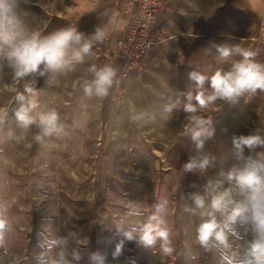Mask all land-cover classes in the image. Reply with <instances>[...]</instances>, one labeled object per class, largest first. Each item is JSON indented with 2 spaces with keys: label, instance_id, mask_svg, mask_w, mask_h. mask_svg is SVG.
I'll return each mask as SVG.
<instances>
[{
  "label": "rangeland",
  "instance_id": "374dc122",
  "mask_svg": "<svg viewBox=\"0 0 264 264\" xmlns=\"http://www.w3.org/2000/svg\"><path fill=\"white\" fill-rule=\"evenodd\" d=\"M63 3L19 0L18 11L29 28L38 31L54 13H60ZM93 65L89 62L85 70L79 64L70 72L50 73L35 83L13 81L7 67L0 72V109L9 112L5 129L16 133L14 139L6 132L0 134V204L8 208V257L15 256L17 264H48L53 253L42 246L43 240L71 230L78 234L77 245L100 251L105 264H219L216 248L206 251L195 242L198 218L185 211L186 198L191 192H202L208 178H217L219 170L232 164L233 135L264 136V92L242 97L233 115L237 125L220 127L205 143L201 154L214 156L215 166L200 174L193 188L187 179L191 175L174 173L182 168L188 152L189 157L199 155L190 139L185 135L182 143L173 144L153 141L157 138L152 134L124 135L105 105L110 92L103 99L83 93L84 82L93 77L88 71ZM29 83L40 93L41 111L56 109L64 117L70 132L67 138L45 137L37 143L35 128L24 133L16 127L12 115L18 106L15 96ZM115 97L121 99L120 94ZM138 129L133 128L135 133ZM175 146L182 153L180 158L168 155ZM162 199L168 201L165 215L175 249L170 256L163 255L158 246L145 249L127 241L116 228L145 218L128 216L131 207L144 213ZM239 231L241 239L233 241L234 253L240 252L241 245L246 247L249 239ZM121 240V254L113 258Z\"/></svg>",
  "mask_w": 264,
  "mask_h": 264
},
{
  "label": "clouds",
  "instance_id": "9594fccd",
  "mask_svg": "<svg viewBox=\"0 0 264 264\" xmlns=\"http://www.w3.org/2000/svg\"><path fill=\"white\" fill-rule=\"evenodd\" d=\"M19 0H0V72L10 70L13 81L47 77L50 73L73 71L92 55L94 46L102 43L108 35L106 29L97 26L88 36L76 26L57 28L47 34L33 31L18 11ZM220 61L228 62L226 69H217L211 75L193 70L188 78L194 82L192 91H177L175 98L163 105L162 112L171 116L182 111L187 126L184 134L190 139L199 155L190 156L183 163L184 173H206L215 166V157L201 154L205 143L216 134L214 123L199 113L217 102L237 104L246 95L264 92V63L257 62V53L237 44H211ZM93 74L83 84L87 97L103 99L109 95L117 77V68L105 65L88 69ZM32 83L15 96L17 107L12 110L16 127L24 133L35 128L33 139L40 143L45 137L63 140L70 135L64 117L56 110H40L39 91ZM156 116L147 110L133 109V123H148ZM9 112L0 109V134L14 139L16 133L5 129ZM232 164L221 169L217 178H208L200 190L187 195L185 211L198 218L195 242L206 251L216 248L219 264H264V136L256 133L233 135L231 138ZM191 187L195 188L193 184ZM168 201L162 199L149 205L144 213L131 207L128 216L144 215V219L116 228L122 236L137 246L153 249L170 256L175 251L166 219ZM249 237L246 247L240 246L234 253L233 241ZM9 235L8 208L0 204V264H17L15 256L8 257L6 241ZM75 241L73 244L72 242ZM78 234L68 231L66 235L43 240L42 246L53 254L48 264H105L106 257L100 251L82 249L77 245ZM121 240L113 252L117 258L122 251ZM241 251L243 254L241 255Z\"/></svg>",
  "mask_w": 264,
  "mask_h": 264
},
{
  "label": "crops",
  "instance_id": "0c3cea01",
  "mask_svg": "<svg viewBox=\"0 0 264 264\" xmlns=\"http://www.w3.org/2000/svg\"><path fill=\"white\" fill-rule=\"evenodd\" d=\"M119 1L64 0L60 13H54L37 32L47 34L60 27L76 26L88 36L97 26L104 28L108 32L107 38L94 46L92 55L83 63V70L89 62L97 68L105 65L116 68L108 56L132 18V12L122 8ZM152 38L155 43L142 63L126 79L117 80L116 77L110 89V102L105 105L110 109L113 123L121 127L124 135L144 137L152 134L157 138L153 141L179 144L185 137V114L174 111L169 116L162 112L163 105L175 98L177 91L193 90L195 84L189 80V72L196 70L211 75L217 69L228 67V62L220 61L215 50L210 48L213 43H239L255 51L256 61L264 63V0H167L155 17ZM115 94H120L121 99ZM240 103L217 102L199 114L211 119L219 132L220 127L237 125L233 115ZM133 109L154 113L156 119L133 123L130 120ZM226 111L232 113L228 115ZM133 128L140 129L135 133ZM173 154L178 158L182 156L179 146L170 149L169 157ZM182 170L177 168L174 173L191 175L187 177L190 185L199 181L200 173Z\"/></svg>",
  "mask_w": 264,
  "mask_h": 264
},
{
  "label": "built area",
  "instance_id": "2783aa9c",
  "mask_svg": "<svg viewBox=\"0 0 264 264\" xmlns=\"http://www.w3.org/2000/svg\"><path fill=\"white\" fill-rule=\"evenodd\" d=\"M167 0H120L122 8L132 12L124 35L111 49L108 59L118 70L117 80L126 79L143 61L155 40L152 30L155 17ZM110 52V48H109Z\"/></svg>",
  "mask_w": 264,
  "mask_h": 264
}]
</instances>
